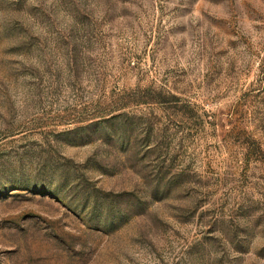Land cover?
Wrapping results in <instances>:
<instances>
[{"label": "rangeland", "instance_id": "1", "mask_svg": "<svg viewBox=\"0 0 264 264\" xmlns=\"http://www.w3.org/2000/svg\"><path fill=\"white\" fill-rule=\"evenodd\" d=\"M0 264H264V0H0Z\"/></svg>", "mask_w": 264, "mask_h": 264}]
</instances>
